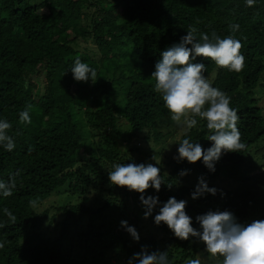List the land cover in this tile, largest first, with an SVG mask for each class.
Wrapping results in <instances>:
<instances>
[{
	"label": "trees",
	"instance_id": "trees-1",
	"mask_svg": "<svg viewBox=\"0 0 264 264\" xmlns=\"http://www.w3.org/2000/svg\"><path fill=\"white\" fill-rule=\"evenodd\" d=\"M232 24L240 25L234 34ZM190 26L198 35H234L246 58L239 73L203 57L193 61L205 64L212 86L231 98L247 146L224 153L215 172L202 160L174 159L185 138L207 150L210 133L198 117L196 127L174 132L177 126L151 78L162 52L180 43ZM81 41H92L95 49L78 50ZM76 56L97 71L95 83L74 79ZM261 93L264 0H256L254 7L246 0H0V119L12 124L9 135L15 141L10 152L0 146V180L18 173L13 195H0V264H129L145 250L166 251L170 264L198 257L202 264H214L197 237L181 240L164 223H154L158 236L143 227L141 193L112 185L109 171L126 163L161 169L160 191L153 187L143 193L159 197L151 219L169 198L192 197L203 177L210 188H216V180L230 181V190L216 188V195L186 207L195 229L202 231L196 217L212 211L203 206L204 199L215 200L240 224L263 220L264 205L251 199L263 184L262 176H252L264 167ZM28 104L31 123L21 124L19 114ZM159 145L164 146L158 150ZM185 170L188 174L180 176ZM64 189L78 203L50 206L42 213L29 206L32 199L39 202ZM5 207L17 217L15 223ZM121 221L135 227L139 241Z\"/></svg>",
	"mask_w": 264,
	"mask_h": 264
},
{
	"label": "clouds",
	"instance_id": "clouds-1",
	"mask_svg": "<svg viewBox=\"0 0 264 264\" xmlns=\"http://www.w3.org/2000/svg\"><path fill=\"white\" fill-rule=\"evenodd\" d=\"M256 0H246V6L254 7ZM234 34L239 31V24L229 26ZM191 45V47H189ZM243 44L230 34L221 38L216 33L211 36L199 33L195 26L187 29V35L181 38L180 43L168 47L162 52V59L155 65L151 78L154 80V90L162 94L164 106L171 114V120L178 126L192 129L197 126L198 120L206 121L209 130L207 140L212 146L205 150L198 142L185 138L179 143L178 162L187 160L189 163L203 161V164L212 172L216 170V163L226 152H243L246 144L242 142L238 128L240 116L238 111L230 107L231 98L219 88L213 87L204 73L206 65L194 63L197 57H203L215 62L217 67L232 72H241L245 67L246 58L242 54ZM74 79L77 82L93 83L97 81V71L87 63L82 62L79 56L74 59L71 67ZM215 83V82H214ZM32 105L25 106L20 112V123H31L30 111ZM12 124L7 119H0V146L6 151L15 148V141L9 131ZM157 161L156 156L152 157ZM161 169L152 163L148 164H115L109 171V180L112 185L127 187L129 191L141 193L140 200L145 207L144 218L152 215L153 210L160 203L159 197H145L143 193L149 188L160 191L164 177ZM188 172L181 171L180 176ZM16 175H11L8 181L0 180V195L7 198L13 195L17 187ZM169 187H171L169 185ZM205 193L216 195L217 189L210 188L204 178L199 179L192 198L197 199ZM188 198V197H187ZM186 198V199H187ZM187 201L169 198L155 215L156 225L164 223L174 235L181 240L197 237L206 245L209 260L214 264H264V220H256L243 225L230 211H209L196 217L202 231L192 226V217L186 212ZM30 207L38 206V198L29 201ZM5 215L13 223L17 217L7 208ZM121 225L128 233L139 241L140 236L135 227L129 226L127 221ZM3 244H0V248ZM138 261V264H170L166 251L136 253L129 261ZM186 264H202L201 259L189 258Z\"/></svg>",
	"mask_w": 264,
	"mask_h": 264
},
{
	"label": "rangeland",
	"instance_id": "rangeland-1",
	"mask_svg": "<svg viewBox=\"0 0 264 264\" xmlns=\"http://www.w3.org/2000/svg\"><path fill=\"white\" fill-rule=\"evenodd\" d=\"M86 47H91V48H94V44L92 41H81L79 46L77 47L78 50H82ZM43 75H41V77L39 78V81H42L43 80ZM40 90L41 92H43V88H42V83L40 85ZM262 92V91H261ZM260 97V104H264V93H261L260 95H258ZM119 97V94H117V98ZM93 106H95L93 104ZM176 124V123H175ZM177 126V129L174 128V132H178L180 135L183 134L184 132H182L183 130L180 128V126ZM171 129V128H170ZM171 143V142H170ZM164 146V145H159L158 146V150L161 149V147ZM262 176L261 178H263V184L259 187V191H255L253 192L252 196H251V199L254 201V202H257V199H260L259 202L264 205V167L259 169V170H255L252 172V176ZM199 182H196L194 184L193 187H196L198 185ZM229 183L230 181H219V180H216V182L214 183V185L216 186V188L219 190L220 193H223L224 191L226 190H230V186H229ZM207 194H210V193H205L203 196L197 198V199H193L192 197H188L186 199L187 201V206H196V202L197 200H199L200 198H205V196ZM96 195V193H91L90 194V197L94 198ZM73 204V203H78V200H77V197H72L70 194H67L66 193V190H61L57 193H54L52 195H49L48 197H45V199H43L42 201H39L38 202V206L35 207V209L42 213L44 212L45 210H48L50 206H61V205H64V204ZM203 206L205 208H209L210 207V210L212 211H217V210H220V206L219 204H217L215 202V200H212V201H207V200H203ZM224 207L220 210V211H223ZM264 212V210L262 211ZM51 214V213H50ZM155 215H153V219H151L150 217L148 218H144V215H143V221H144V225L143 227H145L146 229L150 230L152 233L154 232V234H156L158 236L159 232H158V229L159 227L157 228L156 225H154L155 222H153L152 220H155ZM264 220V219H263ZM252 221H254V219H249V220H245L243 225H247V224H250ZM49 222V216L47 217V219L44 221V226L47 225ZM193 226V225H192ZM44 229H46V226L43 227ZM168 236V235H167ZM163 239L165 240H168V237H164Z\"/></svg>",
	"mask_w": 264,
	"mask_h": 264
}]
</instances>
